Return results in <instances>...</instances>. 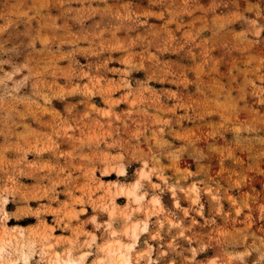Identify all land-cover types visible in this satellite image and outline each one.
I'll return each instance as SVG.
<instances>
[{
    "label": "rangeland",
    "instance_id": "1",
    "mask_svg": "<svg viewBox=\"0 0 264 264\" xmlns=\"http://www.w3.org/2000/svg\"><path fill=\"white\" fill-rule=\"evenodd\" d=\"M0 246L264 264V0H0Z\"/></svg>",
    "mask_w": 264,
    "mask_h": 264
},
{
    "label": "bare ground",
    "instance_id": "2",
    "mask_svg": "<svg viewBox=\"0 0 264 264\" xmlns=\"http://www.w3.org/2000/svg\"><path fill=\"white\" fill-rule=\"evenodd\" d=\"M3 250H4V246H0V258L3 257V255H2V251ZM120 257L122 259L121 264H131L130 260L127 257H125L124 254H121ZM14 263H16V261H14ZM8 264H10V263H8ZM70 264H75V263L74 262H70Z\"/></svg>",
    "mask_w": 264,
    "mask_h": 264
}]
</instances>
